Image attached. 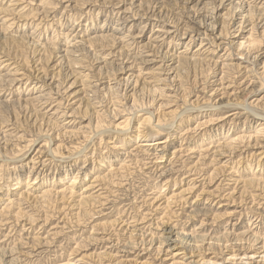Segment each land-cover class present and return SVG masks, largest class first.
<instances>
[{
  "label": "rangeland",
  "instance_id": "obj_1",
  "mask_svg": "<svg viewBox=\"0 0 264 264\" xmlns=\"http://www.w3.org/2000/svg\"><path fill=\"white\" fill-rule=\"evenodd\" d=\"M0 264H264V0H0Z\"/></svg>",
  "mask_w": 264,
  "mask_h": 264
},
{
  "label": "bare ground",
  "instance_id": "obj_2",
  "mask_svg": "<svg viewBox=\"0 0 264 264\" xmlns=\"http://www.w3.org/2000/svg\"><path fill=\"white\" fill-rule=\"evenodd\" d=\"M121 29V28H120ZM162 31V30H161ZM160 33V32H159ZM160 35L161 34H157V35H155L154 37H155V39H154V41L155 42H157V41H159V39H160ZM139 38H141V36L139 35V36H137V39H139ZM151 56H150V54H146V55H143V56H140V58H141V60L143 59L144 60V62L145 63H152V62H154V60H146V58H150ZM140 58H138V59H140ZM7 65H10V63H6V65L4 66V67H6ZM133 70V67H131V66H127L126 67V71H132ZM131 74V73H130ZM11 74L10 73H6V75H4L5 77H7V76H10ZM132 76H133V74L132 75H130L129 76V78H132ZM126 79V78H125ZM166 230V232H167V234L168 235H171V237H170V241L172 242V238H174V236L176 235V233H175V231L173 230V229H165ZM179 235L177 234V237H178ZM182 240L183 241H181V242H184V241H187V242H190V241H192L193 240V237L190 235V236H186V235H183L182 236ZM165 240H169V238L167 237V238H165ZM189 244V243H188Z\"/></svg>",
  "mask_w": 264,
  "mask_h": 264
}]
</instances>
